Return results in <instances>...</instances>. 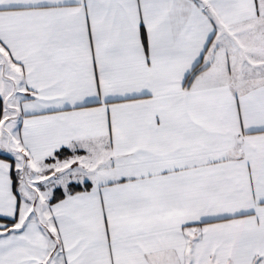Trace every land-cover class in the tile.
Instances as JSON below:
<instances>
[{
    "label": "snow or ice",
    "instance_id": "obj_1",
    "mask_svg": "<svg viewBox=\"0 0 264 264\" xmlns=\"http://www.w3.org/2000/svg\"><path fill=\"white\" fill-rule=\"evenodd\" d=\"M0 264H264V0H0Z\"/></svg>",
    "mask_w": 264,
    "mask_h": 264
}]
</instances>
